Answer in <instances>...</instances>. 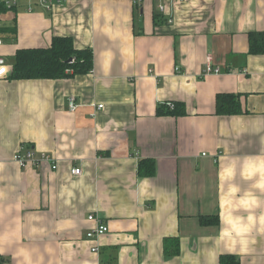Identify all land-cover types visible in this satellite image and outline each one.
I'll use <instances>...</instances> for the list:
<instances>
[{"label":"crops","instance_id":"0c3cea01","mask_svg":"<svg viewBox=\"0 0 264 264\" xmlns=\"http://www.w3.org/2000/svg\"><path fill=\"white\" fill-rule=\"evenodd\" d=\"M15 1L0 17L16 26L0 45L8 63L69 36L93 67L0 76L1 264H264V54L248 53L264 0ZM207 57L220 74H202ZM221 92L239 94L243 112L216 115ZM166 102L185 114L158 116ZM22 145L51 159L22 166ZM141 158L155 161L152 176L137 174ZM212 214L218 225L199 223ZM89 215L108 227L96 240Z\"/></svg>","mask_w":264,"mask_h":264},{"label":"trees","instance_id":"16d2710c","mask_svg":"<svg viewBox=\"0 0 264 264\" xmlns=\"http://www.w3.org/2000/svg\"><path fill=\"white\" fill-rule=\"evenodd\" d=\"M8 8L0 0V13ZM16 35L15 23L0 26V37L3 40L13 38ZM248 53L264 54V32L248 33ZM12 70L9 79H63L76 75L86 74L93 67V54L90 48H77L69 36H53L49 46L46 47H24L15 50ZM243 110L237 93H217L215 96L216 115L240 114ZM158 116L184 115V107L172 102L169 108L165 104H159L156 109ZM155 172V161L152 158H141L137 164V174L142 177H150ZM199 223L202 225H218V215H199ZM168 240H166L167 242ZM171 244L165 243L164 254L175 255L178 252V241L170 240ZM219 264H240L236 256L222 254Z\"/></svg>","mask_w":264,"mask_h":264},{"label":"built area","instance_id":"2783aa9c","mask_svg":"<svg viewBox=\"0 0 264 264\" xmlns=\"http://www.w3.org/2000/svg\"><path fill=\"white\" fill-rule=\"evenodd\" d=\"M30 1H33L34 4L49 10L52 7L53 2L58 1V0H30ZM142 1L143 0H132V3L133 5L137 7V6H140ZM3 3L8 9H11L15 5L16 1L15 0H3ZM156 7L160 13H164L166 11L165 5L162 3H159ZM1 14L2 13H0V17H1ZM167 22H171V19H168ZM0 26H1V19H0ZM2 43H3V40L0 37V45ZM11 70H12V64L10 62L8 63L2 56H0V76L5 75V73H8L9 75ZM209 73L220 74L221 69L219 67H214L212 65L211 58L207 57L204 63L202 74L206 75ZM92 105L94 106V104ZM77 106L78 104L75 102L74 97L72 96L69 97L68 98L69 111H74L77 108ZM166 106L171 108L172 102H166ZM96 107L99 109V108H102V105L99 104ZM12 159L22 166L26 164H29L32 166H38L41 162L49 161L51 159V156L44 152L40 153L39 155H36L34 149L22 145L21 148L13 154ZM71 174L73 175L81 174L80 168L78 167L71 168ZM88 219L95 222V225L92 229L86 232L85 234L86 239L96 240L98 239L99 236L107 233L108 227L101 219L97 218L95 215H89ZM97 250L98 249L96 246H93L91 248L92 252H95ZM0 264H1V260H0Z\"/></svg>","mask_w":264,"mask_h":264}]
</instances>
